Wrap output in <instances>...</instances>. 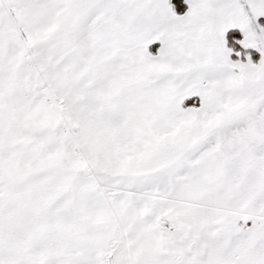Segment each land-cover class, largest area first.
Wrapping results in <instances>:
<instances>
[{
  "label": "snow or ice",
  "instance_id": "obj_1",
  "mask_svg": "<svg viewBox=\"0 0 264 264\" xmlns=\"http://www.w3.org/2000/svg\"><path fill=\"white\" fill-rule=\"evenodd\" d=\"M0 264H264V0H0Z\"/></svg>",
  "mask_w": 264,
  "mask_h": 264
}]
</instances>
